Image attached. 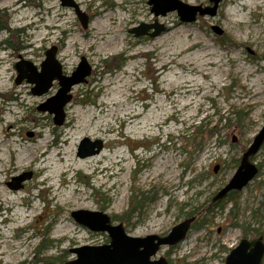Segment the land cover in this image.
I'll return each mask as SVG.
<instances>
[{
	"label": "rangeland",
	"instance_id": "obj_1",
	"mask_svg": "<svg viewBox=\"0 0 264 264\" xmlns=\"http://www.w3.org/2000/svg\"><path fill=\"white\" fill-rule=\"evenodd\" d=\"M73 1L88 19L85 29L74 10L59 0H0L10 29L0 30V158L7 165L12 155L20 163L34 159L38 149L45 152L14 171L0 166V200L5 201L0 208V264H49L56 259V264H64L76 260L75 249L108 245L106 233L91 232L74 221L75 211L103 212L112 226L121 224L132 238L167 236L188 213L196 212L186 238L174 247H161L151 260L224 264L228 254L222 248H234L244 230L250 240L256 231L264 232V145L253 158L261 167L258 176L234 202L211 207L213 196L228 183L264 125V0H222L215 17H199L191 24H181L176 12L154 17L148 0ZM179 1L209 5V0ZM98 11L112 15L106 26L114 32L105 37H117L115 48L99 41L85 45L93 32H101L94 24L101 21L93 13ZM234 11L241 16L236 25L230 22ZM155 21L165 28L156 38L129 33ZM173 25L180 27L179 34ZM73 37L83 45H73ZM191 41L200 45L180 55ZM52 47L65 76L81 58L91 67L87 83L73 87L61 127L53 124V115L37 110L56 95L57 82L42 96L32 95L33 85L25 81L15 84V64L29 62L40 71ZM118 55L125 64L107 73L102 62ZM179 79L189 81L190 93L182 91ZM249 86L261 92L262 103L256 108L244 101ZM133 110L138 115L127 120ZM85 121L89 128L81 132L78 126ZM197 131L200 139L194 137ZM84 139L101 141L102 151L77 157ZM67 155L80 165L61 174L66 170L61 159ZM166 157L170 167L157 164ZM50 159L61 171L48 182V190L39 185L42 176L35 168ZM158 166L164 173L147 181ZM104 167L109 172L94 173ZM121 167L124 170L111 178ZM24 173L31 179L22 189L11 190L7 184ZM65 225L72 233L62 237Z\"/></svg>",
	"mask_w": 264,
	"mask_h": 264
},
{
	"label": "water",
	"instance_id": "obj_2",
	"mask_svg": "<svg viewBox=\"0 0 264 264\" xmlns=\"http://www.w3.org/2000/svg\"><path fill=\"white\" fill-rule=\"evenodd\" d=\"M61 6L72 8L81 26L87 27L88 19L73 0H59ZM222 0H209L208 6H189L179 0H148L150 13L154 17H164L168 13L176 12L180 23L191 24L199 17H215ZM152 30V31H151ZM165 30L163 25L140 24L129 31L134 37L156 38ZM211 30L221 35L222 31L216 27ZM57 48L52 47L45 53V60L40 65V71L29 62L15 64L17 77L15 84L26 82L33 85L31 93L34 96L46 94L54 82L58 84L55 96L41 104L37 110L41 113L53 115V124L61 127L65 121L64 108L71 102L73 87L87 83L91 75V67L84 58L70 76L62 73L60 64L56 60ZM29 73V74H27ZM235 142V138H233ZM264 145V125L254 136L247 149L242 153L239 165L228 183L220 189L212 198V202L224 199L230 192H241L258 175L259 169L253 162V158ZM103 149L101 141L90 142L84 139L77 148V157L84 159L98 155ZM218 167L213 172L216 173ZM31 179L30 173H24L12 178L7 186L14 191L20 190L23 183ZM71 217L76 223L82 225L91 232L106 233L110 239L108 245L90 247L85 246L73 250L76 260L64 264H169L165 258L151 260L159 252L161 247H174L182 242L190 230L193 219H186L174 226L167 236L156 235L144 238H132L125 234L121 224L112 226L110 217L103 212L75 211ZM264 259V240L257 237L252 240L243 238L232 248L225 258L224 264H262Z\"/></svg>",
	"mask_w": 264,
	"mask_h": 264
},
{
	"label": "bare ground",
	"instance_id": "obj_3",
	"mask_svg": "<svg viewBox=\"0 0 264 264\" xmlns=\"http://www.w3.org/2000/svg\"><path fill=\"white\" fill-rule=\"evenodd\" d=\"M19 1L20 0H16V4H18ZM86 1L94 2L96 0H86ZM23 6L24 5H21L19 8L21 9V8H23ZM93 13L95 15H97V16H100L99 20H101V21H96L94 24L97 25V27H99L101 29V32H93L94 34L92 36H89L87 38V40L85 42V45L88 46V47H91L92 45H94L95 43H97V41H99L102 45H105L106 47H110V48L113 47V48H115L118 45V43H119L117 37H113V38H110V37L107 38V37H105V35H107L108 33H111V31L114 32L112 29H110V28H108L106 26L107 20L110 19L112 17V15H104V16H102L103 13L101 11L93 12ZM25 16H26V14L23 13L22 14V18H25ZM56 16L57 15H55L54 17H56ZM239 20H241V16H237V13L234 11L233 15L230 18V22L232 24H235L236 25V24H239V22H240ZM48 26L51 29H54L55 28V26L53 24H50ZM179 29H180V27L178 25H173V31H175L174 34H179L180 33ZM71 43L73 45H81V46L83 45L82 42L78 38H75V37H73L71 39ZM199 45H200V43L198 41H194V42L191 41V43H189V44H187L186 46L183 47V49L180 51V52H182V53H180V55L181 54L188 53L189 51L193 50L195 47H197ZM179 67L181 69H184V71H188L187 70V66L185 65V63H180L179 64ZM179 80H180L179 86L182 89V91L184 90L183 92H185L187 94L190 93L191 90H190V86H189V81L187 79H184V80L183 79H179ZM244 101L250 107H254V108L258 107L262 103V100H261V92L260 91H256L252 87L249 86L248 89L246 90V94L244 96ZM135 112H136V110L135 111L133 110L130 114L126 115L127 116V120H131V119L135 118L138 115ZM155 118L158 119V115L155 116ZM88 124H90V123L89 122H86V121L83 122V124H80L78 126V128H81L79 130H81V132H86L88 130V128H89V125ZM43 142L46 143V139H44ZM11 152L13 153L14 150H11ZM59 154L60 153H57L56 155L58 156ZM44 155H45V152H42V151H40V149H38V151H36V153L33 154L34 159H32L31 161H29V159H26V160H24V161H22L20 163H17L13 159L15 157V155H12L11 156L12 157V160H10L7 165H5L4 161H2V159L0 158L1 170L2 171H6V170H12V171H14V170H17L18 168H20L22 166V164L24 162H30V164H33L34 163V160L41 159L42 157H44ZM162 159H164V158H162ZM61 161L63 162V165H64L63 168L66 169L65 171L64 170L61 171L53 163V161L51 159H50L49 164H43V163H41L40 165H37L36 166L35 172L38 175L42 176V178L39 181V185H43V186H45L46 189L50 190L52 185H48V182L53 179L54 174L57 171L58 172L61 171V174H67L73 167H75L76 165H80V164L75 163L71 159V157L69 155L65 156V159L64 160L61 159ZM164 161H165L164 163H161L160 162V159H159L157 161L158 162L157 164L158 165L161 164L162 167H164V168L171 166V162H170L169 157H166L164 159ZM160 169L161 168L158 166V171H156V173H154V174H151L150 173V175H148L146 177V179H148L147 181L152 182V181L157 180V178L160 177L164 173V172H160ZM47 170H49V174H46L45 175V173L47 172ZM99 170L100 171H97V169L95 168L94 169V173L99 172V174H102V173H105V172H109V168L108 167H104V168L99 169ZM123 170H124V167H121L117 172H115L112 175H110V177L111 178L112 177H117V174H119V172H122ZM259 172H260V170H259ZM113 186H114V184H113ZM230 193H235L236 195H232L233 198H230V199H228V196H226L224 199H222L221 201H218V202H225V201L234 202V198H236V196H237V194L239 192H230ZM230 193H228V194H230ZM79 198H81V195H80ZM218 202L213 203L211 201V205H214V204H216ZM10 207L11 206H8V208H10ZM0 208L1 209H4L5 208V201L4 200L3 201L0 200ZM216 208H219V207H216ZM190 219H193V223L196 220L195 217H191ZM192 224H191V226H192ZM190 229H191V227H190ZM61 233H62L61 234L62 237H66L68 234L72 233V231H70L69 230V227L67 225H65V226L62 227Z\"/></svg>",
	"mask_w": 264,
	"mask_h": 264
},
{
	"label": "trees",
	"instance_id": "obj_4",
	"mask_svg": "<svg viewBox=\"0 0 264 264\" xmlns=\"http://www.w3.org/2000/svg\"><path fill=\"white\" fill-rule=\"evenodd\" d=\"M3 14H4V12H2V14L0 12V30H10L9 27H8V24H7L6 20H5V16H3ZM1 23H3V25H1ZM221 41L222 40H219L218 42L220 43ZM125 61H126L125 58H123L121 55L120 56L118 55V56H115V57H113V58H111L109 60L103 61L102 64L105 65V69H106V72L107 73H112L113 71L120 70L123 67V65L125 64ZM197 128H198V130H200V127H197ZM194 137L197 138V139H200V137H202V133L199 132V131H197L194 134ZM258 168H259V170H261L260 165H258ZM232 195H236V194L235 193L228 194L227 195L228 196V199L233 198ZM223 204H224V202H218V203H216L214 205H211V207H213V208L222 207ZM136 205L138 206L139 204H136ZM134 207L135 206L133 205V208ZM261 207L264 210V199L261 202ZM128 213L129 212H126L125 214L128 215ZM195 215H196V212H190V213H188L186 215V218L187 219H190L191 217H194ZM245 231H246V233H245ZM246 236H247V230H244V234H243V237L242 238H246ZM257 237H262L263 240H264V232L256 231L255 238H257ZM222 249H223V251L226 254H228L229 251H230V250H227L225 248H222ZM49 260L50 259H48V260L46 259V261H49ZM51 261H53V260H50L49 264H56L57 262H59L58 259L54 260V262H51Z\"/></svg>",
	"mask_w": 264,
	"mask_h": 264
}]
</instances>
